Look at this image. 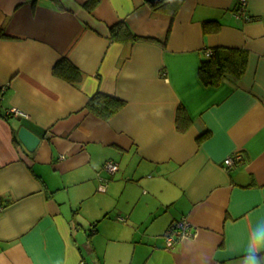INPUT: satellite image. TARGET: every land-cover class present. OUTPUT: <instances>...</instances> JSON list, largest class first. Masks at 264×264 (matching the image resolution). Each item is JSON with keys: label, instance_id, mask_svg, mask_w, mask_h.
Instances as JSON below:
<instances>
[{"label": "crops", "instance_id": "crops-1", "mask_svg": "<svg viewBox=\"0 0 264 264\" xmlns=\"http://www.w3.org/2000/svg\"><path fill=\"white\" fill-rule=\"evenodd\" d=\"M176 4L0 0V264H264V0ZM218 47L247 67L205 86ZM64 56L80 82L54 74ZM99 92L123 102L107 120Z\"/></svg>", "mask_w": 264, "mask_h": 264}, {"label": "trees", "instance_id": "trees-1", "mask_svg": "<svg viewBox=\"0 0 264 264\" xmlns=\"http://www.w3.org/2000/svg\"><path fill=\"white\" fill-rule=\"evenodd\" d=\"M181 1L183 0H171V2L177 3L176 6H178ZM94 4L95 1H89L86 2L84 6L86 9H91ZM159 7H162V5L158 4L153 8ZM122 26L123 25L119 23L115 27L110 28L111 35L116 36V38L120 37L121 35L120 38L122 39H124L123 37L125 36L126 38L131 37L133 38V40L138 38L133 34H126L127 30L124 26ZM247 59L248 52H246L244 49L231 47L230 49L223 47L213 48L210 50V55L200 62L198 77L205 86L216 85L225 76H234L241 78L247 67ZM53 71L54 74L57 75V77L70 84H74V82H80L82 78V72H80V70L65 56L61 57V59L58 60V62L54 66ZM87 105L88 108H90L98 118L107 120L112 116V114L116 113L121 108V106H123V102H121L114 96L110 97L99 92L94 94L93 97L88 100ZM7 116H9V114H7ZM187 125L188 124H186L185 127ZM179 129L184 130L181 128ZM205 137L206 134L200 135L197 139V142L203 141ZM14 142L19 144L17 136L15 135ZM93 230H95L94 227Z\"/></svg>", "mask_w": 264, "mask_h": 264}, {"label": "built area", "instance_id": "built-area-1", "mask_svg": "<svg viewBox=\"0 0 264 264\" xmlns=\"http://www.w3.org/2000/svg\"><path fill=\"white\" fill-rule=\"evenodd\" d=\"M238 4H239V12L244 11V9L246 8V0H238ZM206 54L207 56H209L210 52L207 51ZM9 115L25 116L23 112H20L17 109L10 110ZM235 160H240V158L238 156H235L234 159L227 158L223 161V163L225 164V167L229 168L235 163ZM103 168L106 171H108L110 174H115L116 172L119 171L117 163L112 161H106L103 164ZM104 187L105 185L103 184L101 186V189H103ZM175 225L176 226L171 231H168L166 236L164 237L166 239L167 247H172L181 238L190 236V233L188 232L189 225H187V221L185 219L179 220L178 223H176Z\"/></svg>", "mask_w": 264, "mask_h": 264}, {"label": "water", "instance_id": "water-1", "mask_svg": "<svg viewBox=\"0 0 264 264\" xmlns=\"http://www.w3.org/2000/svg\"><path fill=\"white\" fill-rule=\"evenodd\" d=\"M161 0H148L150 5H155L159 3ZM18 140L23 148H25L28 152H33L39 143V139L33 135L29 130L25 128H20L17 132Z\"/></svg>", "mask_w": 264, "mask_h": 264}]
</instances>
